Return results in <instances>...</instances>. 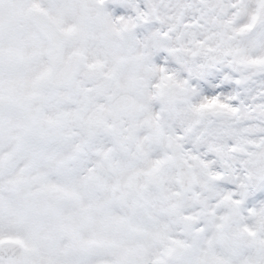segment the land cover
Returning <instances> with one entry per match:
<instances>
[{"label":"snow or ice","instance_id":"obj_1","mask_svg":"<svg viewBox=\"0 0 264 264\" xmlns=\"http://www.w3.org/2000/svg\"><path fill=\"white\" fill-rule=\"evenodd\" d=\"M0 264H264V0H0Z\"/></svg>","mask_w":264,"mask_h":264}]
</instances>
